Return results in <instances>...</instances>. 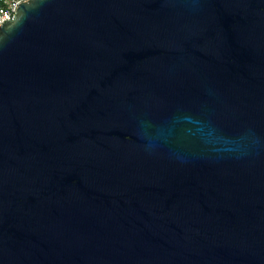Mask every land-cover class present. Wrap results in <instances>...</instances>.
I'll list each match as a JSON object with an SVG mask.
<instances>
[{
  "label": "water",
  "instance_id": "95a60500",
  "mask_svg": "<svg viewBox=\"0 0 264 264\" xmlns=\"http://www.w3.org/2000/svg\"><path fill=\"white\" fill-rule=\"evenodd\" d=\"M0 264H264V0L20 3Z\"/></svg>",
  "mask_w": 264,
  "mask_h": 264
},
{
  "label": "built area",
  "instance_id": "2783aa9c",
  "mask_svg": "<svg viewBox=\"0 0 264 264\" xmlns=\"http://www.w3.org/2000/svg\"><path fill=\"white\" fill-rule=\"evenodd\" d=\"M28 0H0V27L9 19L15 18L18 5Z\"/></svg>",
  "mask_w": 264,
  "mask_h": 264
}]
</instances>
